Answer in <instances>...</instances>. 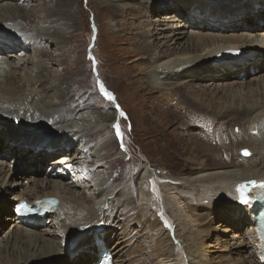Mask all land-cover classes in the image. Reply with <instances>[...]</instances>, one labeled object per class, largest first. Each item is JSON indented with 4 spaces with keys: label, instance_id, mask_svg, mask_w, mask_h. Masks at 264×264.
<instances>
[{
    "label": "bare ground",
    "instance_id": "1",
    "mask_svg": "<svg viewBox=\"0 0 264 264\" xmlns=\"http://www.w3.org/2000/svg\"><path fill=\"white\" fill-rule=\"evenodd\" d=\"M134 1L136 2L134 10L128 11L126 2L120 5L122 12L114 8L118 3L110 4L102 1V4L106 11L117 15L119 18L117 21L123 24L131 21L129 24H132L133 32L137 34L134 35L135 38L142 39L143 42L138 41L137 48L139 50L143 45L147 56H144L145 60L138 57L137 59L145 63L137 66L140 69L141 67L147 69V72H142L143 74L140 75L142 74L144 79L150 82V86L156 89L155 93L158 96L156 101L161 100L163 110L170 117L176 116L175 127L187 128L190 123L201 126L198 142L195 143L196 157L205 158L207 151H213L214 157L217 158L214 163L223 167L220 170L190 177L182 175L172 177L169 174L172 181L164 182L163 193L170 191L171 195L167 194L164 199L166 205L170 206L172 215L168 214L169 218H166L161 213L165 219L163 222H166L164 224L157 217L152 219L153 215L150 213L152 216L146 218V223L147 230L156 228L159 231L170 230L168 233H171L173 229L178 240L173 246L153 249L154 253L157 257L168 260L171 258L176 260V257H180L177 260L183 264H203L205 256L207 262L213 263L211 251L203 250L199 246L198 240L202 239L204 227L201 228L202 230H199V226L189 228L188 232L183 230L185 232L183 235L180 231L182 223L197 221L193 219L192 213L198 209L193 203L196 198L191 199L188 204L186 201L188 198L185 197L183 190L198 189L200 197L197 198L200 201L208 199L207 197L213 193H218L219 196L216 198L220 202L235 200L238 204L226 210H216L215 217L220 214L224 216L230 214L229 220L240 224L241 216L247 212L250 214V223L245 234L252 243V249L249 251L247 261L248 264H263L255 220L251 219V214L259 207L255 204H241L237 185L247 186L250 192L264 183V27L255 26L256 21L260 20L258 17L264 16V0ZM21 2L22 5L19 0H0V204L2 201H4L3 205L7 204L3 197L7 194L12 202L9 203V207L17 204H13L14 201L25 197L34 200L45 196H56L59 199V206L58 210L50 215L49 224H46V218L24 222L15 215L8 216L10 229L0 239V242L5 241L0 247V258L5 257L4 264H56L61 262L60 259H67L71 264H87L89 261L94 264L100 254L97 238L109 249L106 228L110 225V219L116 217L109 214L107 219L101 215V211H107L111 206L116 213H120V216L136 220L137 203L126 197L132 185L118 188L117 178L102 183V179L98 177L100 172L96 170L93 172L84 166L76 167L70 153L78 140H94L106 130L104 124L107 115H114L113 122L120 123L122 118L120 114L107 109H102L94 116L87 112L83 115L73 114L74 109L78 111L84 106H89L90 98H93L90 86L83 83L81 76L78 75L80 69L68 66L76 57L73 58L74 53L71 49L75 48V45L71 38L77 33L75 14L78 12L76 10L80 0L75 2V5L68 6L67 13L64 10L58 12V9L67 7L60 6L61 0H21ZM88 2L93 4V0ZM44 5L46 9L42 8ZM71 10L74 13L72 18ZM248 13L255 17L253 22L250 21ZM63 17L69 19L65 21ZM147 17L150 21L145 19ZM97 18L101 17L97 16ZM183 18L184 20L181 21ZM65 22L69 30H55L58 26L66 24ZM83 25L86 28V25ZM117 27L119 30L122 29L121 24H117ZM145 27V30H140ZM41 41H44L45 47L54 46L57 54L52 56L49 49H41L39 45ZM80 50H84L87 54L86 48ZM61 53L66 62L54 68L56 58ZM85 61L88 63L89 58L87 57ZM21 66L24 71L26 70L22 75L19 72ZM257 70L260 74L254 76L252 81H247L251 77L246 80L247 82L242 80L253 75L251 72ZM65 72L66 77H63ZM71 74L76 76L71 78L69 77L72 76ZM209 78L211 84L203 86V82ZM219 81L226 83L223 85L219 83L210 91L213 84ZM107 90L109 91L108 88ZM111 94L113 95V92ZM205 95L209 96L205 97ZM113 97L122 107L115 95ZM104 98L98 96L97 100ZM46 99L57 103L50 105ZM219 103L221 104L218 105ZM226 104L229 105L225 108ZM70 108L72 111H69ZM10 118L12 121H9ZM232 121H243L246 128L239 133H233L228 130V125ZM109 122L107 124H112L113 127V122ZM52 130H54L53 135H45ZM216 131L219 132L218 135ZM20 133L24 135L20 136ZM244 136L247 137L245 142L251 145L249 148H241L238 145L239 140ZM42 142H47L50 146L53 144L59 146L62 143L70 149L66 153L54 151L48 159H45L44 154L49 146L43 148ZM75 146L77 150L82 151L88 148V145ZM109 146L110 143L104 142L101 147L95 148L100 158L96 169H99V165L106 166L104 169L107 171L113 168L112 161L116 162V158L110 159ZM245 150L248 154H245ZM233 151L236 152L232 153ZM60 152H63L61 156L52 158ZM16 153H20L18 158L26 159L23 162L30 163V167L35 166L38 172L46 164L50 165L46 174L39 178L35 174L28 176V170L23 174L17 172L12 166V160L6 162L8 156ZM177 156L184 163L183 154L179 152ZM104 158H107V163ZM246 160L250 163L244 164ZM95 163L93 165L97 166ZM77 165H80V161ZM203 167L201 164V168ZM75 170L83 171L87 176H77V179H74L72 172ZM148 170L146 168L143 178L152 177ZM154 178L151 181L148 179L151 186L148 192L143 185L135 190L139 199L143 201L142 206L149 204L153 186H155L154 191L156 190L159 181ZM23 179L29 180L28 186L21 182ZM208 181H212V185L206 186L205 183ZM173 182L176 185H172ZM89 184L98 191L95 198L87 195ZM175 189L183 195L180 196V192ZM121 204L124 207L117 209ZM166 210L168 209L165 208V212ZM5 211L9 213L7 208ZM146 214L147 212L144 214L145 217ZM101 221H105L106 225L105 228L103 226L99 229L98 225ZM121 244L122 242L117 246ZM10 250L13 256L11 259L8 258ZM115 253L117 251H114ZM51 259L53 260L50 262ZM164 261L160 260L159 264H167Z\"/></svg>",
    "mask_w": 264,
    "mask_h": 264
},
{
    "label": "rangeland",
    "instance_id": "2",
    "mask_svg": "<svg viewBox=\"0 0 264 264\" xmlns=\"http://www.w3.org/2000/svg\"><path fill=\"white\" fill-rule=\"evenodd\" d=\"M102 1L105 3L110 2V4L118 3L114 6V8L119 10H120V5H124L123 3L126 2L128 3L127 6L128 11L131 9L134 10L135 9L134 5H136V2L134 0H121L120 2H118V0H111V1L108 0V2L107 0L105 1L93 0V4H89L88 0H80V2L79 0H68V1L61 0L60 6L61 7L67 6V7L58 9V12L59 11L62 12L64 10L67 13L69 11L68 6L75 5L77 2H79V5L76 10V12L77 11L78 12L75 14V18H76L75 27L77 33H75L74 37L71 38L73 44L75 45V48L71 49L73 50L74 53L73 58L75 56L76 57L71 62H69L68 66L69 68L75 66L77 69L78 68L80 69L79 70L80 74L78 75L81 76L83 83L90 86L89 87L90 92L93 94V98H90L91 103L89 104V106L88 105H87L88 107L84 106L80 108L78 111L74 109L75 113L73 112V114L83 115L84 113L87 112V114L94 116L95 113L97 114V112H100L102 109H107L112 111L113 113L115 112L116 114H120L122 119L120 118L121 119L120 123L117 121L113 122L114 115L113 114L107 115V120L105 121V123L109 124L110 123L109 121H111L113 122V127L111 126L112 124L111 125L104 124V127H107L106 130H104L100 134V136L98 135L96 139L91 141H85L80 139L77 142H75L74 149L70 153V157L75 162L74 164L76 167L84 166L88 169H91V171L93 172L94 170L100 172L98 177L102 179V183L110 181L113 178H117L118 179L117 185L119 186L118 188H122L129 184L132 185V189L128 191L129 193L126 197L128 198V200L133 199L137 203V208L135 209V211L138 212L136 220L125 218V216H120V213H116V210L111 209V206L107 208V211H101V215H103L107 219L109 218V214H113L114 216L116 215L114 219H110V223H109L110 225L108 226V228H106L108 229L107 246H109L113 251H117V253H115L116 256H115L114 264H147L148 261H150L152 264H159L160 260L161 261L166 260L164 261V263L167 264L173 262L175 264H183L180 263L179 260H177L180 257H176L177 260L176 261V260H172V258L168 260V259H162V257H160L161 258L160 259L159 257H157V255H155L153 249H157L160 246L162 247L164 246V248L173 246V244L174 245L176 244L178 239H176L173 229L171 233H168V231L170 230L159 231L156 228L154 230L153 229L147 230L146 218H148L152 214L154 216L153 217L151 215L152 219L153 218L155 219L157 217L159 218V220H162L163 222L165 220L163 215L166 218L167 217L169 218V215H172L170 211L171 208L170 206L166 205L167 203L164 199V197H166L167 194H170V191L168 190V192L163 193L164 182L168 183L169 181L170 182L172 181L169 178L170 175L172 177H176L179 175L190 177L192 175H196L203 172L209 173L210 171L212 172L215 170H220L223 167L221 164L214 163V161H216L217 158L214 157L215 155L213 151H207V156L205 158L196 157V153L194 152L196 147L195 143L198 142L197 140L199 139L201 126H198V124L196 123H190L187 126V128L175 127L176 122L174 121L176 119L175 118L176 116L170 117L168 113L163 110V107L160 104L161 100L156 101V97H158L157 94L155 93L156 89H154L153 86H150L149 84L150 82H147V80L144 79L145 77L142 75L143 73L147 72L146 71L147 69H142L141 67L142 69L141 70L137 66V64L140 65L145 63V61L137 58L139 57L144 59V56H147L145 53L146 50L144 49L143 45L139 50L137 48L138 41L143 42L142 39L135 38L134 35L137 34L133 32L132 24H129L131 21H127L126 24L117 21L119 19L117 15L116 14L113 15L111 12L106 11V9L103 8L104 4H102ZM139 1L143 2L145 0H139ZM165 1H169V0H165ZM19 3L22 5L21 0H19ZM106 6L108 7L109 5L106 4ZM42 8L46 9L45 5ZM109 8L112 9L111 6H109ZM249 10H255V8H249ZM120 12H122V10H120ZM70 14L72 18L74 14L72 10L70 11ZM120 15L122 16V14ZM248 15L250 16L249 18L250 21L253 22L254 21L253 18L255 17H253V15H251L250 13H248ZM97 16L101 18H97ZM137 16L139 17L138 14ZM63 18L65 19V21L69 19V17H63ZM258 18L260 20L256 21L257 23L255 24V26L264 27V16L260 15ZM145 19H147V21H150L148 17ZM183 20L184 18L181 19V21ZM65 23L66 24H64L63 26H58V28H56L55 30L56 31L62 29L69 30V26L67 25V22ZM236 23L240 25L243 24V22H236ZM83 24L86 25V28H84ZM117 24H121V28H122L121 30L118 29ZM139 24H144V22H139ZM83 28L86 30H84ZM42 29L46 30L45 28ZM109 29H112L115 32L110 31ZM145 29L146 27L144 29L141 28L140 30H145ZM43 43L44 41H41L39 43V45H41V49H49L50 54L52 56H55L57 54V52H55L54 46L52 48L45 47L43 46ZM79 47L82 49L86 48L87 54L84 53V50L81 51ZM30 54L33 55V52L30 51ZM87 57L89 58L88 63L85 61ZM64 62H66V60L64 58L63 53H61L56 58L54 68H57L58 65L60 64H64ZM23 71L24 68L23 66H21L19 70L21 75L26 73V70L24 72ZM140 73L142 74L140 75ZM251 73H253V75H250L249 77H245L242 80L244 82L247 81L249 82L252 81L254 76L260 74L259 70H257L256 72L252 71ZM64 76L66 77V72L64 73L63 77ZM73 76L76 75H72L69 77L72 78ZM210 82H211V78H209L206 82H203L202 85L209 86V84H211ZM219 83L220 85L221 84L223 85L226 82L219 81L218 83L213 84L212 89H210V91H212L216 85H219ZM101 84H103L104 89L106 91H108L107 90L108 88L109 89L108 92L110 93L113 92V95H115V97L119 100V102H121L122 107L118 105L115 99L109 100L104 95V93L100 89ZM207 92H209V90L206 91V93ZM98 96L105 98L104 100L102 99L97 100ZM208 96L209 95H205V97ZM205 97L203 98L205 99ZM46 102L49 103L50 105H55L57 103L56 101L52 102L50 99H46ZM258 103H260V100H258ZM220 104L221 103H219L218 105ZM227 105L229 104H226L225 108ZM217 109L218 108H216V110ZM69 111H72V109L70 108ZM9 121H12V119L10 118ZM117 123L119 124V134L117 133L114 127V125ZM235 123L237 125H235ZM242 124L243 126H241ZM244 128H246V125L243 121L241 122L232 121L228 125V130L232 131L233 133H239ZM13 133L16 134L17 132H13ZM53 133L54 130L46 133L45 135L51 136L53 135ZM215 133L216 135L219 134L218 131H216ZM27 134L33 135L32 133H27ZM23 135L24 134L20 133V136ZM246 140L247 137L244 136L243 139L239 140L238 145L241 146V148H249L250 143L245 142ZM104 142L110 143V146L108 148L109 156H111L110 159L116 158V162L112 161L113 168H111L110 171L105 170L106 166H102V165H99L100 166L99 169H96L98 167L97 163L99 162L98 160H100V158L99 155L96 154L98 152H96L95 148L101 147V145H103ZM41 144L44 145L43 148H47L49 146L48 150H46L47 152L44 154L45 159L46 158L48 159L54 153V151H64L66 153L67 150L70 149V148L67 149L66 146L62 143H60L59 146H55L54 144L50 146L47 144V142H42ZM75 145H80V146L88 145V148L85 149V151H82L81 149L77 150L76 149L77 147ZM51 147L54 148V150H51ZM179 152L183 154L184 163L178 159L177 154ZM234 152L236 151H233L232 153ZM22 153L27 154L25 152ZM62 154L63 152H60V154L53 156L52 158H57ZM19 155L20 153H16L6 158L7 159L6 162H9L11 160L13 161L12 166L17 170V172L23 174L26 170H28L29 171L28 176L35 174L39 178L43 174H46L47 169L49 168L50 165L46 164L45 167L41 169L40 172H38L35 166L30 167V163L26 164L27 162L25 163L23 162L26 159L21 160L20 158H18L20 157ZM243 159H248V158H243ZM104 160L105 163H107V158H104ZM78 161H80V165H77ZM93 161L96 162L94 163L97 166H94L93 165L94 163L92 164ZM249 163L250 161L247 160L244 162V164H249ZM201 164H203L204 166L203 168H201ZM146 168L149 169L148 171L149 173L152 174L153 178L152 177L150 179L149 177L143 178ZM72 175H74L73 176L74 179H77V176H81V177L87 176L85 172L80 170H75V172L73 171ZM154 177H156L157 181H159L156 190L154 191L155 186H153L152 184L153 194L150 198L151 200L149 199L150 200V202H148L149 204H147L144 201L146 205L142 206L143 201L139 199V196H137V191L135 192V190L139 186L143 185L145 191L148 192L151 187L148 183V179L149 181H151L152 179H155ZM21 182H23V184L26 186H28L30 183L28 179H23ZM211 182L212 181L206 182L205 183L206 186L210 185ZM172 185H176V184L173 182ZM114 186L116 185H113V187ZM89 187L90 188L87 190V195L89 197L95 198L98 191L95 190L94 187L91 186V184H89ZM175 190L177 192H180L178 189ZM183 191L185 197L188 198V200H186L188 204L191 202V199L196 198V200H194L193 203L198 209L192 213L193 219H197V221L187 222L188 220L187 218L186 219L187 223H182V225L180 226L181 228L180 231L182 232V235L185 233L183 232V230L188 232L189 231L188 229L191 227L196 228L199 226L200 228L199 230H202L201 228L204 227L205 231L202 236V239L198 240L200 243L199 246L203 250L211 251L213 256L212 258L214 260L212 264H248L247 260L249 256V251L252 249V243H250V240L246 236L245 231L247 229V225L250 223L249 221L250 214L248 212L244 213L240 218L242 220L240 224L234 221H230L228 218V215L230 214L226 216L220 214L215 217L214 212L216 210H221V209L226 210L229 207H235L238 204L236 203L235 200H229L228 202L225 203L220 202L219 199L216 198L219 196L218 193L217 194L213 193L214 195L212 194L208 196L207 197L208 199L200 201L199 198H197L200 197L199 196L200 191L198 189L193 191L192 189L184 188ZM179 194L180 196L183 195L181 192ZM3 197L5 198V201H7V204L5 203V205H3L2 203L4 201H2V203L0 204V234H1L0 239L3 238L6 232L9 231L10 226L7 221L8 220L7 218L8 216L13 215V207H12L13 205L9 207V203H12L11 199L9 198V196H7V194ZM123 207H124L123 204H121L117 206V209L119 208L122 209ZM4 208L5 209L7 208L9 213L7 211L4 212L5 210ZM165 208L168 209L166 210L167 212H165ZM146 212L147 214L145 217L144 214ZM194 216L196 217L194 218ZM163 223L166 224V222ZM100 224H102L105 228L106 225L105 221L99 222V225ZM242 224L245 227H243ZM183 226H185V228H183ZM202 240H204L205 242ZM161 241L163 242L161 243ZM4 242L5 241L3 240L0 242V247L3 246ZM120 242H122V244L117 246V244ZM184 245L186 246L187 244ZM242 246H244L245 248L244 247L242 248ZM11 253L12 250H10L8 253V258L10 259L13 258ZM206 257L207 256L203 258L202 263L211 264L210 261L207 262ZM5 260H6L5 257L0 258V264H4ZM52 260L53 259H51L50 262ZM60 260L61 262L59 261L56 264H71L70 262H68L67 259L66 260L60 259ZM87 264H91V262L89 261L87 262Z\"/></svg>",
    "mask_w": 264,
    "mask_h": 264
},
{
    "label": "snow or ice",
    "instance_id": "3",
    "mask_svg": "<svg viewBox=\"0 0 264 264\" xmlns=\"http://www.w3.org/2000/svg\"><path fill=\"white\" fill-rule=\"evenodd\" d=\"M100 89H101V91L104 93V95H105L109 100L114 99L113 95H112L110 92H108V91H106V90L104 89L103 84H101ZM114 127H115L117 133L119 134V124H118V123L115 124ZM245 154H248V153H247V150H245ZM244 187H245L244 185H241V186H240V189H239V190H241V197H240V200H241L242 203L247 204V203H249V199H248V197H247L246 195H244V193H243V191H242V190L244 189ZM21 209H27V210H30V209H28V206H27L26 204H25V205H22V206H21Z\"/></svg>",
    "mask_w": 264,
    "mask_h": 264
},
{
    "label": "water",
    "instance_id": "4",
    "mask_svg": "<svg viewBox=\"0 0 264 264\" xmlns=\"http://www.w3.org/2000/svg\"><path fill=\"white\" fill-rule=\"evenodd\" d=\"M240 186H241V184H238V185H237V191H238V195H239V201H240L241 204H244V203H242L241 200H240V197H241V190H239V189H240ZM244 186H245V185H244ZM242 191H243L244 195H246V196L248 197V199H249V194H248V188H247V186H245L244 189H243ZM102 228H103V225L100 224V225H99V229H102Z\"/></svg>",
    "mask_w": 264,
    "mask_h": 264
}]
</instances>
